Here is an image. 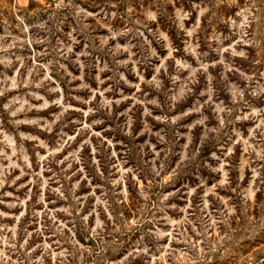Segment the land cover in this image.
<instances>
[{
  "label": "rangeland",
  "instance_id": "rangeland-1",
  "mask_svg": "<svg viewBox=\"0 0 264 264\" xmlns=\"http://www.w3.org/2000/svg\"><path fill=\"white\" fill-rule=\"evenodd\" d=\"M0 264H264V0H0Z\"/></svg>",
  "mask_w": 264,
  "mask_h": 264
}]
</instances>
